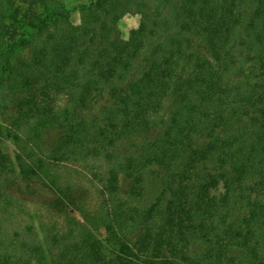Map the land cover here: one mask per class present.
I'll return each mask as SVG.
<instances>
[{
	"label": "trees",
	"instance_id": "trees-1",
	"mask_svg": "<svg viewBox=\"0 0 264 264\" xmlns=\"http://www.w3.org/2000/svg\"><path fill=\"white\" fill-rule=\"evenodd\" d=\"M158 1L176 3L173 22L151 25L145 15L123 38L122 0L83 5L80 25L59 1L23 8L0 0V109L15 107L6 128L14 153L0 149V264H244L243 253L264 264V199L244 217L223 210L249 187L264 197V0L252 21L259 72L246 87L226 79L237 0ZM9 21L23 29L19 37ZM164 33L174 47L127 79L144 39ZM195 37L208 54L192 46ZM97 82L109 86L113 105L90 127L71 126L66 143L47 153L42 133L58 123L62 95ZM167 101L170 121L150 140ZM143 135L141 159L122 150L124 139ZM217 152L219 166L199 173L198 161ZM160 168L164 200L141 212L123 197L121 177ZM221 180L217 199L210 190ZM44 190L52 195L39 201L37 224L26 220L25 198Z\"/></svg>",
	"mask_w": 264,
	"mask_h": 264
},
{
	"label": "rangeland",
	"instance_id": "rangeland-1",
	"mask_svg": "<svg viewBox=\"0 0 264 264\" xmlns=\"http://www.w3.org/2000/svg\"><path fill=\"white\" fill-rule=\"evenodd\" d=\"M54 0H49L50 4ZM62 2L70 11L69 20L73 25H80L82 23V7L88 5L96 0H55ZM229 1V0H227ZM30 0H19L22 7L29 5ZM127 4L122 6L127 7L126 12L122 14L117 22L118 31L123 38H128L131 29L140 26L143 16H145L150 24L155 17L158 21H170L173 22V13L175 11V4L168 2L166 4L160 3L158 0H122ZM260 0H237V8L239 10V22L230 36L231 54L228 64V72L226 79L234 85L246 87L248 83L256 82V73L259 72L257 58L259 56V35H257L256 29L253 30L252 21L254 19V13L257 10V6ZM122 3V4H123ZM40 10L43 9L41 6ZM41 12V11H40ZM164 24V23H161ZM160 24V25H161ZM7 30L9 33L19 37L23 33V29L14 22L9 21L7 24ZM179 27L175 26L172 34H177ZM167 33L151 36L144 39V46L140 50L139 57L134 61L133 67L125 72V77L131 79L133 77H139L143 71L148 68L149 61L152 59H161L158 57L157 52L160 50H170L174 47L171 42H166L164 39ZM160 43H163L161 45ZM194 45L196 51L204 52L208 54L204 43L201 38H194L192 46ZM162 46V47H161ZM23 54H28V49L23 51ZM157 56V57H156ZM160 56V55H159ZM149 59V60H148ZM253 73H252V72ZM251 73V74H249ZM126 80H120L115 77L114 83L117 85H125ZM85 87L79 88L73 95H62L59 102L60 119L58 123L50 125L43 130L42 144L47 153L53 151L62 143H66L65 140L69 139V136L73 133L71 126L75 129L81 125L83 129L90 127L94 119L101 115L103 110L113 105L114 96L109 86L102 85L97 82L95 86L89 87L85 90ZM172 107L169 101L165 103L163 110L157 114L156 123L150 131V140L159 137L164 133L168 122L172 115ZM15 112V107L11 103L9 110L0 109V124L2 125V133L0 134V149L14 153L15 143L12 139L6 136V128L11 124L12 117ZM146 135L135 136L124 139L121 148L124 152H133L138 158H142V149L146 144ZM148 139V138H147ZM208 137L202 138L201 141L208 140ZM141 152V153H137ZM220 154L214 153L205 159L198 161V172L201 173L206 170H215L219 166ZM186 161L187 155L182 157ZM163 169L160 168L161 173L145 172L139 177H130L128 174H123L121 177L122 195L126 201L141 212L149 207L156 199L163 195ZM225 192L224 181L221 180L215 187L210 190L211 196H216L217 199H221V196ZM52 194L48 191H39L38 194L25 198L26 208L23 213L24 218L33 219L37 224V213H39V201L45 197H49ZM264 197L261 191L251 189L250 187L244 192L238 191V196H235L229 207L223 209L224 212H229L233 217H244L249 214L250 209L255 210L257 205L263 201ZM32 215L30 218L29 216ZM246 255L240 254L244 264H248Z\"/></svg>",
	"mask_w": 264,
	"mask_h": 264
}]
</instances>
